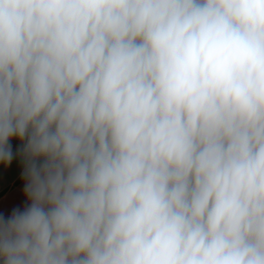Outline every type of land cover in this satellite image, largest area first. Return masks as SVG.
I'll return each mask as SVG.
<instances>
[{
	"label": "clouds",
	"instance_id": "clouds-1",
	"mask_svg": "<svg viewBox=\"0 0 264 264\" xmlns=\"http://www.w3.org/2000/svg\"><path fill=\"white\" fill-rule=\"evenodd\" d=\"M0 264H264V0H0Z\"/></svg>",
	"mask_w": 264,
	"mask_h": 264
},
{
	"label": "crops",
	"instance_id": "crops-1",
	"mask_svg": "<svg viewBox=\"0 0 264 264\" xmlns=\"http://www.w3.org/2000/svg\"><path fill=\"white\" fill-rule=\"evenodd\" d=\"M20 165L18 162L14 161L13 164L7 169L0 168V172H3L6 178H10L13 185L22 188V183H20Z\"/></svg>",
	"mask_w": 264,
	"mask_h": 264
}]
</instances>
